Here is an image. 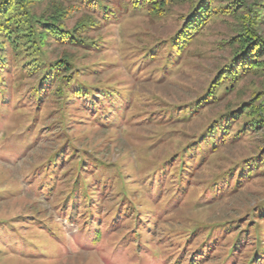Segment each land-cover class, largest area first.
Segmentation results:
<instances>
[{"label": "rangeland", "instance_id": "rangeland-1", "mask_svg": "<svg viewBox=\"0 0 264 264\" xmlns=\"http://www.w3.org/2000/svg\"><path fill=\"white\" fill-rule=\"evenodd\" d=\"M111 1L116 7L117 0ZM248 1L264 6V0ZM190 6L189 0L174 5L163 18L128 9L117 24L89 34L100 43L98 50L50 44V60L67 56L80 72L79 83L98 91L97 112L100 103L113 101L112 110L102 109L109 120L96 117L91 104L73 93L66 106L55 95L36 101V78L23 75L11 60L0 73L7 87L0 95V223L11 222L14 229L2 228L13 240L0 238V264H248L252 259L257 246L248 239L251 228L241 232L254 220L264 235L258 212L264 173L251 179L243 173L240 179L238 168L261 154L264 135L232 138L202 160L194 143L217 117L264 92V73L246 77L232 92L221 90L217 102L184 116L231 59L227 43L238 25L233 18L215 19L167 62L168 40ZM258 29L264 38V22ZM193 153L179 178L180 157ZM61 156L67 161L49 167ZM165 168L168 174L158 178ZM51 173L53 182H45ZM76 183L89 185V202L82 193H71ZM71 209L78 211L74 218ZM239 235L244 240L231 257ZM19 238L28 242L20 244Z\"/></svg>", "mask_w": 264, "mask_h": 264}, {"label": "trees", "instance_id": "trees-1", "mask_svg": "<svg viewBox=\"0 0 264 264\" xmlns=\"http://www.w3.org/2000/svg\"><path fill=\"white\" fill-rule=\"evenodd\" d=\"M187 0H117L115 7L111 0H0V73L10 68V60L20 67L24 74L30 78H36V84L32 91L36 96V101H40L45 95H55L61 100L63 105L71 99L68 95L73 93L83 102H89L91 108L97 112L95 101L96 90L86 89L79 83L80 72L75 68L72 61L65 55L56 60H50L47 50L51 43L62 46H70L81 49L98 50L100 43L89 37L91 32L101 29L104 25L117 24L128 9L137 12L147 11L151 16L163 18L170 8ZM190 10L183 17V23L178 31L168 40L167 62L172 61L176 55L184 52L193 45L197 36L215 19L233 18L237 21L236 35L228 41L232 48V56L229 62L223 66L215 75L203 95L194 102L192 108L189 106L188 113L184 116L197 112L199 108L214 104L224 93L234 91L239 83L250 75L264 73V38L259 32L260 25L264 22V6L258 2L250 3L248 0H189ZM45 5V8L42 6ZM74 26L68 28L71 20L75 19ZM7 91L5 80L0 76V95ZM114 96L113 93L107 94ZM106 95V96H107ZM2 99V97H1ZM110 101V100H109ZM107 101L97 112L99 118H106L102 109L110 108L111 102ZM99 113V114H98ZM108 114H113L109 112ZM241 118L245 121L241 127L232 132V128ZM264 135V92L258 93L251 102L244 103L237 110L227 112L217 117L206 128L204 133L195 141L198 146L200 159L214 154L219 146L229 140L240 139L248 133H259ZM233 134V135H232ZM261 154L241 162L238 171L240 179L243 173L251 179L256 174L264 173V149ZM194 153L186 158L185 155L179 159V178H183L185 169L190 168L194 159ZM66 156H61L59 160H51L49 167H56L58 161H67ZM186 166V167H185ZM185 168V169H184ZM157 173L158 178L164 172L168 174V169H163ZM232 178V172L229 174ZM54 174L47 175L45 182H53ZM240 182V181H239ZM228 183V182H226ZM79 185V186H78ZM214 192V189L212 190ZM71 193L74 196L79 193L88 200L90 198L89 185L85 183L77 184ZM85 194V196H84ZM78 198L74 197L72 202ZM76 209L69 211L71 218L77 214ZM89 210L88 213L92 214ZM259 216L264 220V205L259 210ZM255 225H251V224ZM252 221L241 233H249V238H253L257 246L255 253L248 261V264H264V235L260 230V225ZM251 226V227H250ZM0 238L13 240L10 234L4 232L13 231V225L0 223ZM4 228V230H2ZM218 227L216 232H219ZM240 233V234H241ZM208 239L214 238V232L208 233ZM4 236V237H3ZM239 238L233 241L230 256H237L242 244ZM20 244L28 242L24 238H19ZM244 240V239H243ZM241 242V244H240Z\"/></svg>", "mask_w": 264, "mask_h": 264}]
</instances>
